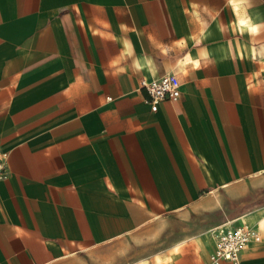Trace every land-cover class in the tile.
<instances>
[{
  "label": "crops",
  "instance_id": "1",
  "mask_svg": "<svg viewBox=\"0 0 264 264\" xmlns=\"http://www.w3.org/2000/svg\"><path fill=\"white\" fill-rule=\"evenodd\" d=\"M0 148V264H264V0H0Z\"/></svg>",
  "mask_w": 264,
  "mask_h": 264
},
{
  "label": "built area",
  "instance_id": "2",
  "mask_svg": "<svg viewBox=\"0 0 264 264\" xmlns=\"http://www.w3.org/2000/svg\"><path fill=\"white\" fill-rule=\"evenodd\" d=\"M141 85L150 96L153 111H157L159 104L163 101H178L182 94L179 80L169 74L150 82L143 80ZM7 158L8 153L0 148V180L7 178L9 175ZM252 240H260V237L252 228L224 226L219 231L216 250L206 264H221L223 261L239 264L241 253Z\"/></svg>",
  "mask_w": 264,
  "mask_h": 264
}]
</instances>
